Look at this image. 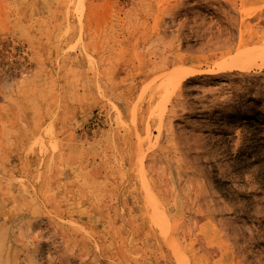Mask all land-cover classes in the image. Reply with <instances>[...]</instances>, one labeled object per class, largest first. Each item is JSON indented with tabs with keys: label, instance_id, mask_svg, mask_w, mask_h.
<instances>
[{
	"label": "rangeland",
	"instance_id": "rangeland-1",
	"mask_svg": "<svg viewBox=\"0 0 264 264\" xmlns=\"http://www.w3.org/2000/svg\"><path fill=\"white\" fill-rule=\"evenodd\" d=\"M0 264H264V0H0Z\"/></svg>",
	"mask_w": 264,
	"mask_h": 264
}]
</instances>
